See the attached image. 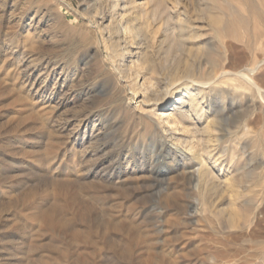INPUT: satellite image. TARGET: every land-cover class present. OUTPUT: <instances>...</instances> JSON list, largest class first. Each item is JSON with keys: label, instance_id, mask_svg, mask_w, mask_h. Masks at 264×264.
Listing matches in <instances>:
<instances>
[{"label": "rangeland", "instance_id": "1", "mask_svg": "<svg viewBox=\"0 0 264 264\" xmlns=\"http://www.w3.org/2000/svg\"><path fill=\"white\" fill-rule=\"evenodd\" d=\"M14 1L15 0H9L10 6H12L11 3H14ZM49 1L52 2L54 0ZM118 1H120V3L118 8L114 9V11L111 6L112 0H63L60 9L63 14L67 15L69 19L78 24L81 22L79 14L85 13L86 9L88 11L93 10L98 5L100 7V12L105 14V18L102 20L104 23L103 26H107L112 19L121 17L125 1ZM158 2L163 7L167 6L171 13H167L164 9H162L161 12H155L153 7L157 6V4H159ZM66 3L67 5L71 3L75 6L73 10L67 8V5H65ZM137 4H144L147 8L145 13L138 10L134 12L132 16L135 17V22H138V25H145L148 31L150 30L151 32L147 34L150 37L151 45L153 44V47L149 50V55L151 60L154 61V64L156 63L155 66L157 71L159 70L163 73V60L166 58L172 60V58L177 55V52H174L172 56L169 55L166 57V52L170 45L169 43H171L173 39L181 38L177 20L179 17L182 16L184 18L185 16L186 19L189 18L188 24L192 25L190 27L193 31H197L199 34V37L194 39L191 38L189 41L187 40L186 47L189 46L193 48L194 52L192 56L189 55L190 57H185H187V59L189 58L188 61L193 63L195 54L198 55L199 59L201 58L206 64H204L205 70L211 67V65L206 62L208 57L214 58L215 61L213 62H220L221 59L216 57L213 51L207 53V51L204 50L196 53L199 47L201 48L202 46L201 50L206 49L207 42H209L213 48L218 49L222 46L219 40L221 37L223 40H234V30L238 34V39L244 40V34L247 29L251 31L256 28L261 29V31L258 29L255 30L251 55H255V65L257 64L256 70H258L257 76L263 79L264 9L261 8L257 0H137ZM206 4H210L211 6L210 13H201L198 9L204 7ZM26 5L28 6L29 2L28 4L26 3ZM99 7L97 8L99 9ZM243 9H246V14ZM12 10L13 8L11 9L10 7L8 13ZM42 10L43 13L48 14L46 6ZM27 13L33 16L35 11L32 8ZM168 16L171 17L170 23L169 21L168 23L166 22ZM210 16L217 18L220 21L219 24L211 22ZM165 24H167L166 27L169 29L164 27ZM168 24H170V26ZM242 30L244 32H242ZM92 31L96 33V30ZM6 32V28L0 29V53L3 54L2 52H5L6 49H14L9 51L15 53L14 57L17 61L11 65L9 64L10 66L8 65L6 67L5 65L2 67L0 76H6L8 71L17 66L18 61L20 63L23 62V65L26 64L24 68L25 71L22 72L23 75L21 74L22 78L26 76L25 79L36 80L35 85L31 87V95L38 101L41 99L43 100H41L39 104L44 101L46 102L47 99H51L53 104L59 105L57 115L55 114L45 124L48 129L58 130L59 128L58 134L61 136L59 139L65 144L59 149L56 156H52L45 160V164H48L49 161L55 163V167H57L54 172H51L48 168L41 170L35 165L30 164L26 159L20 158L18 155L15 156L7 147L5 148V145L3 146L0 144V181L4 182L5 185H11L10 181L13 175H19V185L11 187L13 194H17V191H21L24 187L37 186L47 181L46 179L48 178V180L51 178L57 181L79 182L82 179L79 180L77 178V169L79 168V163H82L83 169H85L86 172L92 173V175L89 174L90 177L86 179V181L89 182L90 185L97 187L98 196L94 198L95 200H92V198L90 200V202L94 204L95 212L97 213L95 220L100 223L112 222L115 224L126 220L137 232H142L143 241L142 246H140V248H142L140 251L144 253V251L151 248L157 257L150 259V255L146 253L143 255V257L145 256L144 260L140 259V257L143 258L140 255V257L138 255H125L121 248L126 246L124 240L128 236V232L125 230L116 231L111 228L106 231L108 237H111L109 241V238L104 239V241H99L100 238L98 237L94 239L93 244L79 243L77 241L66 243L62 240V242L55 244L56 249H53L54 253L58 251L59 253L65 252V259L68 261L70 260L72 264L81 258L92 264H159L162 262L161 260L164 259L161 255L166 256L167 259L165 260L173 261L175 264H218L219 259L217 254L219 252H229V254H231L230 259H234L236 262L232 264H264V201H262L264 196V137L261 135V126L264 123V100L262 98L255 97L254 101H252V97L250 95L247 97V94L244 98L241 92L242 88L229 93L224 91L207 92V97H210L212 101L211 109L220 111L222 102L225 101L226 105L231 106L234 111H240V113L246 114L239 117L237 115L233 116L228 110L219 112L220 114L217 116L219 117V125L217 126L221 128L220 134L223 138L216 143L212 149L208 148V150L205 148L206 135L202 132V128L206 124V121L211 119L201 120L195 116L192 120L193 124L190 122L181 123V120H179V117L176 116L174 111L167 110L169 107H174L172 104L170 105V103L169 106L166 107L153 108V105H150V107L144 105L143 108V105L140 104L143 100V94L139 92L136 93L134 98L132 97V105H129L126 111V109H123L124 107L114 106L115 89L112 83H99L94 88L88 87V92H84V94L80 95V93H78L79 86L77 79L79 69H85V72L81 73L83 76L88 74V64L92 63L90 62V56L87 58H80V56H78L75 61H73L72 65L71 63L68 64V68H66V66L63 67V63L55 65L54 67L50 65L49 70L51 69V72L49 71L50 74L47 76L44 70V67L48 65L47 59H41V57L38 56V60H35L33 63L31 58L25 55L22 56L23 52H25V48L20 43V39L22 35L26 33V30H16V32L11 35ZM5 35H9L10 38ZM257 37L259 41L256 39ZM5 41H7V43ZM6 44L8 45L6 46ZM241 44L243 43L241 42ZM9 45L11 46L9 47ZM105 45L110 50V44L107 39L105 40ZM137 52H139V50L135 48L132 53L127 55L126 62H123L124 68L137 64ZM261 57L263 58L262 60ZM80 59L82 61H80ZM116 59H119V57ZM44 64L46 65L44 66ZM0 65L2 64L0 63ZM29 67H32V69ZM163 74L158 75L153 72L148 74L149 77L153 76L159 80L157 85L160 89L163 88L162 85L166 82ZM74 76L75 78L72 79ZM84 78L86 79V76H84ZM128 79L126 80L129 81ZM142 81L143 79L140 80V82ZM93 98L98 100L95 108L102 109L99 121H97V127L99 128L102 123L104 124L106 122L104 125L109 126V128L106 132L102 131L103 133H99L100 130L96 128V133L93 134L95 135L94 140L89 139L88 135L90 134V130H87L85 143L82 145V139H77V117L74 116V113H76V110L78 111V106L82 102L92 101ZM130 109L131 111L134 109L135 111H133L134 113L136 112V116L140 115L142 120L137 119L135 122H132L129 117ZM1 110L2 108L0 105V111ZM164 112L172 114L171 118L173 121L177 122L175 126H171L167 124L166 121H162L161 116ZM148 115L153 120V124L152 121L147 120L146 116ZM250 117L262 120L260 124H252V128L255 131L253 132L252 138L255 137V139H252L251 143L246 147L247 137L245 136V124L246 119ZM108 123L110 125L113 124L110 126ZM62 125H64L65 128H63V134L60 131ZM195 126L199 129L197 134H194L193 131V127ZM184 127L186 128L185 133L182 132ZM156 128L159 129V132H156ZM165 128L170 130L166 131ZM228 131L229 133H227ZM47 133L48 132L45 131L34 132L29 143H35L38 147L43 146L41 142L48 140ZM175 136H180L179 138H188L195 144L193 149L190 146L184 147ZM18 145L23 146L24 144ZM175 145L183 148L185 155L176 151ZM91 146L93 147L91 148ZM81 148L86 149L83 162H80L78 155V149ZM196 151L201 154L203 158L205 157L204 159L208 165L207 167H211V175L209 174L208 176L211 177V183L209 182V184L204 182V178L198 173L200 165L197 163L196 158L192 157L193 152ZM249 156L253 158V165L250 168L247 166ZM177 173L186 174L184 186L180 184L175 186L173 183L172 177L177 175ZM118 177L122 179L119 180ZM226 180H231V185L225 184ZM113 181H117V183H113ZM81 182H83V180ZM116 184L118 187H116ZM216 187L222 188L224 193H221L222 191L217 192L218 189H216ZM14 188H17L16 191ZM220 193L223 194V196ZM9 198L10 197L6 195V193L0 192V203H7ZM259 201H262V211L260 210L259 213V221L251 225L248 230L251 232L256 228L254 234L251 235L249 232L246 233L245 231H247V225L253 219V212L259 204ZM119 207L122 210L121 212H118V209H120ZM128 207L131 209H128ZM125 214H129V216ZM232 220L237 226H231ZM23 222L25 225L23 231L21 230L18 233L12 232L7 235H3L1 232L3 239H9L13 244L20 246L23 245L24 241L26 242L25 244H27L28 235L29 237L35 235L38 226L36 223L30 226L24 220ZM24 236H26L27 240H25ZM50 236V234L47 235L46 233L42 236V241L45 244L50 243ZM95 240L99 242L97 243ZM111 241H115L117 245H114ZM259 241L260 243H258ZM150 242H152V245ZM13 244L11 245L12 248L15 246H13ZM258 253H260V257L252 260L251 256Z\"/></svg>", "mask_w": 264, "mask_h": 264}, {"label": "bare ground", "instance_id": "2", "mask_svg": "<svg viewBox=\"0 0 264 264\" xmlns=\"http://www.w3.org/2000/svg\"><path fill=\"white\" fill-rule=\"evenodd\" d=\"M124 1L125 2L123 5V9H122L123 12L121 14V17L118 19L117 18L112 19L107 26H103L104 23L102 22V20L105 18V14L100 12V7L98 5L97 7H99V9L95 7L93 10L89 9L90 11L86 9V11L88 12L85 11V13H81V12H80L81 14L78 13L81 18V22L77 24L73 22V20L69 19L67 15L61 12L60 8L63 0H54L52 2L49 0H29V1L15 0L14 3L13 2L11 3L12 6H10L9 0H0V29L6 28L7 29L6 33L9 35H11L12 33L14 34L16 30L18 31L26 30V33L23 32L24 34L20 39V43L25 48V52H23L22 56L25 55L31 58V61L33 63L35 60H38V56H40L41 59H47L48 71H47V66H45L46 64H44L45 66L44 70L46 71L47 76H49L51 72V69L49 70L50 65H53L54 67L55 65L63 63L64 64L63 67L66 66V68H68L67 67L69 66L68 64L71 63L72 65L73 61H75V59L78 56H80V58H87L88 56H90L91 57L90 62L92 63L88 64V70H87L88 74L84 75L86 76V79L81 74L85 72V69L83 68L81 70L79 69L77 79L79 86L78 93H80V95L84 94V92L87 93L88 87L94 88L99 83H103V84L112 83L115 89L113 103L114 106L116 107H124L123 109L128 108L129 105H132L131 104L132 97L134 98L136 96V93L139 92L143 94L142 95L143 100L140 103L141 105H143V108L144 105L148 107H150V105H153V108L166 107L169 106L170 103V105L172 104V106L174 107L171 108L169 107L167 110L174 111L176 116L179 117V120H181V123L190 122L193 124L192 120L194 119L195 116L201 120L211 119L209 121H206V124L202 128V132L206 135L205 148L212 149V147H214V145H216V143H218L223 138L222 135L220 134L221 128L217 126L219 125V119H218L219 117H217L220 114L219 112L228 110V112L232 113L233 116L237 115L239 117H242L243 115L246 114L240 113V111H234V109L231 106L226 105L225 101L222 102V108L220 111H215V109H211L212 101L210 100L211 99L210 97H207L206 94L207 92L224 91L229 93L231 91L235 92L236 90H239V88L240 89L242 88L241 92L244 95V98L246 97L245 95L247 94V97L248 95L252 97V101H254L255 97L256 98L260 97L264 100V77L262 79L257 76L258 70H256L257 64L255 65V57H254L255 55L254 56L251 55L252 42H253V38L255 37V30L258 29L259 31H261V29L253 28L255 29L253 31L247 29L244 34L245 35L244 40L242 39L239 40L238 34L233 28L234 40H223L221 37V39H219L220 44L222 45L221 48L218 49L213 48L209 42H207L208 44L205 47L206 49L201 50L202 46L201 48L199 47L196 53L202 52L204 50H206L207 53L213 51L215 56L221 59L220 62H213L215 61L214 58L208 57L206 62L209 63L211 67L210 69L205 70L204 69L205 62H203L201 58L199 59L198 55L195 54V58H193V63L195 62L194 64L188 61L189 58L187 59V57H185V56L190 57L189 55L192 56L194 52L193 48H190L189 46L186 47V42H188L191 38L194 39L196 37H199L198 36L199 34L197 33V31H193V29L190 27L192 25L188 24L189 18L186 19L185 16L184 18L181 16L182 18L179 17L177 20V24L179 25V29L181 32L180 33L181 38L173 39L172 42L169 43L170 45L166 52L167 53L166 57L169 55L172 56L174 52H177V55H175V57L172 58V60L170 58H166L165 60H163L164 61L162 65L163 66L162 69L164 73L163 74L162 71L159 70L157 71V68L155 66L156 63L154 64V61L151 60L149 55L150 54L149 50L153 47V44L151 45L150 37L147 35L148 32L151 33L150 30L148 31V28L145 25H138L137 24L138 22L137 23L135 22V17L132 16V14H134V12H137L138 10L145 13L147 11L146 6L144 4L141 5L137 4V0H124ZM257 1L258 4L261 6V8L264 9V0H257ZM28 2H29L28 5L29 8L26 5V3L28 4ZM111 3H112L111 4L112 10L114 11V9L118 8L120 1L112 0ZM65 5H67V3ZM45 6L47 7L48 14L43 13L42 9ZM10 7L11 9L13 8V10L11 12L9 11L8 13ZM74 7L75 6H73L71 3L67 5V8H71L70 10H73ZM32 8L35 11V13L33 16H30L29 15L30 13L28 14L27 12ZM162 9L167 11V13H171L167 6L163 7L160 3L157 4V6L153 7V10L155 12L156 11L161 12ZM198 10L201 13H208V12L210 13L211 6L210 4L209 5L206 4L204 7L202 8L200 7ZM245 10L246 9H243L244 12ZM209 18L211 22L218 24L220 22L217 18L211 16ZM167 19L168 20L166 22L168 23L169 21L170 23L171 17L168 16ZM166 25L167 24H165L164 27H166ZM168 25L170 26V24ZM92 30H96V33L93 32ZM242 32L244 31L242 30ZM9 35L7 36L9 37ZM106 39L110 44V50L105 45ZM256 39H258V37ZM238 41H241L243 44H241V42ZM5 42L7 43V41ZM7 45L8 44H6V46ZM10 46L11 45H9V47ZM135 48L139 50V52H137V64L135 66L126 65L128 67L124 68L123 62H126L127 55L132 53ZM9 50L6 49V51L4 50L5 52H2L3 54L0 53V63L2 64L0 65V74L2 67H4L5 65L7 67L9 64L11 65L15 61H17V59L14 57L15 53L11 52L14 49H12L11 51ZM118 57L119 59H116ZM262 59L263 58L261 57V60ZM80 61L82 60L80 59ZM22 63L23 62L20 63L18 61L17 66L12 68L10 71H8L6 76L5 75L4 77L0 76V105L2 108V110L0 111V144H2L3 146L5 145V148L7 147L8 150H10L13 154H15V156L18 155L20 158L26 159L30 164L35 165L41 170L48 168L51 172H54V170L57 167V166L55 167V163L53 161H49L48 164L47 163L45 164V160L51 158L52 156H56L59 149H61L65 143L61 142L59 139V137H61L58 134L59 128L58 130L48 129L45 123L48 122L55 114L57 115L59 105L53 104L51 99H47L46 102L44 101L41 104H39V102L42 99L41 100L39 99L40 101H38L37 99L34 98V96L31 95L30 93V91H32L31 87L35 85L36 80L25 79L26 76L22 78L21 74L23 71H25L24 68L26 67L25 66L26 64L23 65ZM30 69H32V67ZM151 72L156 73L158 75L163 74V76H165L164 79H166V82L163 83L162 89H160L159 86L157 85L159 80H157L153 76L150 77L148 76V74ZM73 78H75V76L72 77V79ZM126 79H128L129 81H127ZM141 79H143L142 82H140ZM97 101H98L97 99L93 98L92 101L82 102L78 106V111L76 110V113H74V116L77 117L76 118L77 139L78 140H80V138L82 139V145H84L83 143H85V135L87 133V130H90V134L88 135L89 139L90 140L95 139V135L93 134L96 133L95 129L98 128L97 121H99L100 114L102 112V109L95 108ZM127 110L128 109H126V111ZM133 110L132 111L131 109L129 110V117L132 120V122H135L137 119L142 120V117L140 115L136 116V112L134 113L135 110L134 111ZM171 115H172L171 113L164 112V114L161 116V119L162 121H166L167 124H170L171 126H175L177 122L173 121ZM146 118L147 120L152 121V124L154 123L149 115L146 116ZM261 120L262 119H258L254 117L253 118L250 117L246 119V124H245L246 126L245 136L247 137L245 144L246 147H248L252 139H255V137L252 138L253 132H255L252 128V124L253 125L257 123L260 124ZM104 124H106V122ZM104 124L102 123V125L98 128V130H100L99 133H101L102 131L106 132L107 129L109 128V126H106ZM63 128L64 125L60 127V131L62 134H63L62 132ZM169 130L170 129H166V131ZM39 131L48 132L47 133L48 140L46 139L47 141L41 142L43 144V146L41 147H38V145H36L35 143H34L35 145L30 144L31 142L29 143V140L31 141V138L33 137L32 134L34 132H39ZM185 131L186 128L184 127L182 129V132L185 133ZM193 131L194 134H197L199 132L197 126L193 127ZM156 132H159L158 128H156ZM227 133H229V131ZM65 135H66V131H65ZM261 135L262 137H264V123L261 126ZM175 137L181 142V144L184 145V147L190 146L193 149L195 144L192 141H190L188 138L185 137L179 138L180 136H175ZM15 143L24 144L26 146L24 145L21 146ZM92 147L93 146H91V148ZM175 148L176 151L185 155L183 148H180V146L178 145H175ZM196 152H193L192 157L196 158L197 163L200 165L198 173L201 177L204 178L203 181L209 184V182L211 183V177L208 176L209 174L211 175L210 173L211 167L210 168L207 167L208 165L204 159L205 157L203 158L201 154ZM78 153H79L78 155L80 158V162H83L86 149L83 148L78 149ZM82 165H83L82 163H79V168L77 169V178L79 180L82 179L83 182H81L82 180L79 182L64 181V180L57 181L51 178L50 180H48L49 178L47 177L48 178L46 179L47 181L42 182L37 186L24 187L21 189V191H17L18 192L17 194L15 193L17 188L16 189L14 188L15 194H13L12 192L13 190L11 189V187L19 185L20 176L13 175L12 180L10 181L11 185L8 184L5 185L4 182L0 181V192H4L6 193V195L10 197L7 203H0V245H1L0 264H72L70 260L68 261L65 259L66 258L65 252L63 253H59V251L57 253L53 252V249H56L55 248L56 243L62 242L63 240L66 243L77 241L79 243L93 244V241L94 239H96V237L100 238L99 241H104V239H108V238L109 241L111 240L110 239L111 237H108V235L106 234V231L109 230V228L114 229L116 231L125 230L128 232V236L126 237V239L125 240L123 239L125 241L126 246L121 248L122 251L125 253V255L128 256L140 255L143 257V255L147 253L150 255V259L157 257L156 254L153 253L152 251L153 249L151 250V248L147 249L146 250L147 252L144 251V253L140 251L142 249L140 248V246H142V241H143L142 238L143 235L141 234L142 232L141 231L137 232L134 227H132L128 222H126V220L116 224L112 222H108V223L106 222L107 224L104 222L100 223L99 221L97 222V220H95L97 213L95 212L94 204H92L90 200L91 198L93 200L96 196H98L96 189L97 187L90 185L89 182L86 181V179L90 177L89 174L92 175V173L86 172L85 169H83L84 167ZM252 165H253V158L252 156H249L247 166L250 168L252 167ZM144 175L147 176L146 174ZM185 175L186 174L177 173V175H174L172 177L175 186L178 184L182 186L185 185L186 182ZM118 179L120 180L122 178L118 177ZM231 182H232L231 180H226L225 184L231 185ZM113 183H117V181L116 182L113 181ZM116 187H118L117 184ZM216 189H218L217 192L222 191L221 193H224L222 188L216 187ZM221 195L223 196V194ZM262 201H264V196L262 198ZM262 201L261 202L259 201V204L256 206V209L253 212V219L250 221L249 224L247 223L248 224L246 228L247 231L244 230L246 233L249 232L248 230L250 229L251 225L256 224V222L259 221V217H260L259 213L261 210ZM128 209L131 208L128 207ZM121 211H122L121 208L118 209V212ZM125 215L129 216V214H125ZM20 218L23 219L30 226L34 223H36L38 226V229L35 231L36 232L35 235H31L30 237L28 235V240L26 236H24L25 240H27L28 243L25 244L26 242L24 241L23 245L21 246L13 244L12 241L9 240L8 238H7L8 240L3 239V235H7L12 232L18 233L21 230L22 231L24 230L25 225L23 220H21ZM235 225L236 223L233 222L232 220L231 226L233 227ZM255 229L249 232V234L253 235ZM1 232L3 235L1 234ZM46 233L47 235L48 234L51 235L50 236L51 238H49L51 239V242L47 244H45L42 241L43 239L42 236L45 235ZM95 242H97V240H95ZM111 243L117 245L115 241H111ZM258 243H260V241ZM12 244L13 246L15 245L14 248H12L11 246ZM150 244L152 245V242H150ZM260 253L252 255L251 259L255 260L259 258ZM217 255L219 259L218 264L236 263L234 259H230L231 254H229V252L228 253L219 252ZM144 257L143 258L140 257V259H144ZM161 257L164 259L161 260L162 262H160L159 264H175V262L173 261L165 260L167 259L166 256L161 255ZM73 264H92V263L81 258L80 260L73 262Z\"/></svg>", "mask_w": 264, "mask_h": 264}]
</instances>
